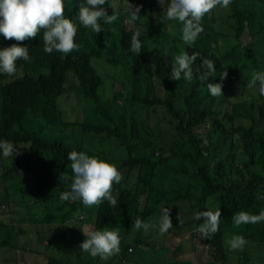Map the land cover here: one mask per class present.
Instances as JSON below:
<instances>
[{
  "label": "trees",
  "instance_id": "trees-1",
  "mask_svg": "<svg viewBox=\"0 0 264 264\" xmlns=\"http://www.w3.org/2000/svg\"><path fill=\"white\" fill-rule=\"evenodd\" d=\"M113 1L120 2V8L108 14H118V19L112 24L99 21L103 31L96 34L75 19L86 0H64V15L76 23L75 40L85 51L81 56L46 54L43 30L22 42L0 36V49L17 44L30 54V61H16L15 74L0 73V139L11 141L21 153L14 152V158L0 153V216L6 222L15 217L20 223L6 227L8 239L0 247L25 236L29 229L21 223L27 222L39 229L38 244L45 240L49 244V250L36 249L39 257L29 264H136L141 259L188 264V259L167 255L171 244L158 251L162 241L157 239L172 232L176 241L191 233L197 242L190 247L210 252L208 264H262L258 261L264 260V238L251 232L243 250H232L227 241L232 238L233 214L264 203V96L258 84L247 87L253 72H264L263 58L253 48L264 45V0H232L227 8L217 6L202 18L204 32L191 46L181 38L180 22L167 18L143 22V13L155 8L153 0H106ZM124 2L142 7L136 20L143 25L138 56L128 50L134 23L127 28L122 12L129 18L130 10L122 6ZM224 12L232 20L227 23L231 34L221 24ZM247 30L250 42H243ZM222 36L235 41L226 51L218 44ZM183 52L198 54L194 70L201 58L214 61L217 75L204 83L196 75L191 82L171 80L172 59ZM94 59L116 71L121 89L111 98L101 93L107 79L92 65ZM224 71L228 76L223 95L213 97L206 85L220 83ZM109 75L111 83L114 76ZM240 86L241 107L231 97L237 98ZM68 103L75 107L69 110ZM71 151L117 167L122 175L120 183L113 184L117 206L107 200L87 207L61 199V193L70 190ZM163 207L170 208L173 227L160 238L156 230ZM207 210L221 212L219 231L211 238L198 231L203 217L195 218ZM138 217L153 227L135 229ZM86 224H92L93 231L118 229L123 238L120 251L107 259L82 251ZM41 225L50 228L46 231ZM137 246L143 250L141 258L129 252ZM175 248L183 250L182 245Z\"/></svg>",
  "mask_w": 264,
  "mask_h": 264
},
{
  "label": "clouds",
  "instance_id": "clouds-1",
  "mask_svg": "<svg viewBox=\"0 0 264 264\" xmlns=\"http://www.w3.org/2000/svg\"><path fill=\"white\" fill-rule=\"evenodd\" d=\"M164 2L165 0H159L160 5ZM231 2L232 0H170L167 2L165 15L168 20H175L183 25L181 38L185 44L191 46L204 32L201 23L202 18L217 6L227 8ZM105 4L106 0H86V3L79 6L75 19L84 28L99 34L103 31L99 21L112 24L118 19V14L109 15L108 13L110 9L120 8L121 5L120 2L116 3L115 1L108 5ZM128 7L130 10L129 18L126 13L122 12L127 19L124 22L128 29L131 27L130 23H134L128 50L138 56L142 51V45L138 39V33L141 31L137 27L139 23L136 20L140 17L139 13L142 7L133 8L129 2ZM64 13V0H0V36L7 40L22 42L28 38H35L43 30V51L46 54H52L53 51L65 55L76 52L81 56L85 51L76 43V40L78 41V37H76L77 25L73 19L66 18ZM18 59L30 61V54L26 47L13 44L10 47L0 49V73L9 76L15 74ZM197 59L198 54L196 53L189 55L187 52H183L175 55L171 64V80L180 81L183 79L191 82L196 75V78L204 83L209 77L217 75L214 61L207 58H201L200 66L194 70L193 65ZM227 76V71L221 72L220 83H207L206 87L211 96L223 95V81ZM257 84L259 94L264 96V72H253L247 87L252 88ZM14 152L15 155H21L11 141L0 139V153L3 157L14 158ZM67 160L71 162L72 177L70 190L61 193L62 200L80 201L87 207L98 206L107 200L110 206H117V197L112 194L113 184H119L122 175L115 165L89 156L85 152L77 151L69 152ZM202 217L203 223L200 224L198 231L203 237L211 238L219 231L221 212L220 210L215 212L207 210L195 214L197 220H201ZM231 219L236 226L258 224L264 222V209H261L258 215L239 211L233 214ZM151 227H153L151 223L142 221L139 217L134 222L135 229L147 231ZM172 227L170 208L163 207L159 216V231L162 234L167 233ZM227 243L232 250H243L249 241L242 235H235ZM120 244L121 238L118 229L109 230L105 228L89 233L79 247L94 258L107 259L120 251ZM130 249L129 252H133ZM15 250L13 248L8 251L13 253Z\"/></svg>",
  "mask_w": 264,
  "mask_h": 264
},
{
  "label": "rangeland",
  "instance_id": "rangeland-1",
  "mask_svg": "<svg viewBox=\"0 0 264 264\" xmlns=\"http://www.w3.org/2000/svg\"><path fill=\"white\" fill-rule=\"evenodd\" d=\"M110 4V2H106L105 5ZM153 4L155 5L154 9H150L147 12H144L142 15V20L143 22H149V21H156V20H164L165 17V11H166V6L165 4H161L159 3V0H153ZM127 3H124L122 6L127 7ZM154 10H159V13L154 14ZM221 24L222 26H224L226 32L228 34H231V30L228 27V22H232L231 18L228 16L227 12H224L221 14ZM138 28H143V25H137ZM168 30H170V27H167ZM256 31V29L254 30ZM251 34L248 32V30L245 32L244 36H243V42H250V37ZM223 37V36H222ZM259 41H261V39H259ZM235 41L233 40H228L226 41L225 38H221V40L219 39V47L222 51H226L228 44L230 43H234ZM251 44V43H250ZM254 50L260 54V57L263 58V60L261 61V64L264 65V45L260 44V45H255L253 46ZM95 63L92 64L94 67H98L100 69V73L102 75H104L107 79V82L103 83V88L101 90V93L103 96L111 98L112 95H114V93H119L120 92V83L116 80L115 76H116V71H113L112 67L106 63L104 64L101 61H98L97 59H94ZM112 74L114 76V79L112 80V82L110 83V75ZM69 75H73L72 72L69 73ZM251 91V89H250ZM244 90L243 88L240 86L239 89V93L238 96L236 98V96H231L232 98H235V100L238 101V106L241 107V102L244 99V94H243ZM69 96V92L67 91L66 96L64 97V99L61 101V104L64 103L67 98ZM63 98V96L59 99L60 100ZM75 107V103H68L67 104V108L69 110H72V108ZM54 142L56 141V139L53 140ZM51 156H53V154H51ZM20 159V158H19ZM30 183V182H29ZM2 185H4L3 183H1ZM8 184V183H7ZM32 184V183H31ZM33 185V184H32ZM34 186V185H33ZM35 188V187H34ZM3 196H0V199ZM264 209V203L260 204L257 206V208L253 211H250V214H254V215H258L260 210ZM53 212H55L56 210L52 209ZM1 224H4V227H1ZM19 225L16 224L15 222V217L10 218L9 222H6L5 217L4 216H0V242H4L8 239V236L6 235L7 232V226L8 228H12L13 226L10 225ZM22 225H25L28 227L29 232L27 234H25V236H20L18 239L16 238V240L12 241V243L10 245H6L4 247H0V250L3 249H8V250H12L13 248H15L16 250L11 253L8 250H3L0 251V264H14V263H19V264H29L28 262H30L31 260L38 258L39 254L38 252H35L36 249L38 248H42V251H46L45 249L49 250V244L48 242H46V240L43 243H39L36 240L37 238V233L38 232V228L35 224H28L27 222L21 223ZM74 225L79 226L80 222L76 221L74 222ZM40 228H43L44 230L48 231V229L50 228L47 225H41L39 226ZM261 227L264 228V222L258 223V224H242L240 226H236L233 225V227L231 228V236H235V235H242L245 237V239L250 236V233L253 232V234L257 237H262L264 238V232L261 231ZM93 226L92 224H86L82 227V230L84 232L85 235H88L89 233L93 232ZM159 229H157V233L161 238V234L160 231H158ZM173 232L170 235H167L165 238L162 239H157V241L161 242L162 241V245H160V249L158 250L159 252L163 251L165 246L170 245V251L168 252V255H170L172 258L174 259H178V258H185L188 259L187 262L188 264H197V263H201V262H207V261H211L212 260V256L210 254V252L208 251H196L195 248H191V244H194V242H197V240H195V238L193 237V235L191 233L188 234H184L182 236V238H179V236H177V241L175 240V238L172 236ZM121 238V242H123V238L120 236ZM171 241V242H170ZM181 243V245L183 246V250H177L175 247ZM33 249V250H32ZM157 251V252H158ZM132 253V252H130ZM143 255V250L141 247H136V250L133 249V257L135 258H141ZM151 256V254H147V257ZM256 260H258V255H256ZM262 264H264V260H260L258 262H261ZM209 262H207L206 264H208ZM136 264H156L155 262L151 263V262H147L143 259H141V261H139L138 263L136 262ZM235 264V263H234ZM250 264H257L255 262L250 263Z\"/></svg>",
  "mask_w": 264,
  "mask_h": 264
},
{
  "label": "built area",
  "instance_id": "built-area-1",
  "mask_svg": "<svg viewBox=\"0 0 264 264\" xmlns=\"http://www.w3.org/2000/svg\"><path fill=\"white\" fill-rule=\"evenodd\" d=\"M131 250V249H130Z\"/></svg>",
  "mask_w": 264,
  "mask_h": 264
}]
</instances>
